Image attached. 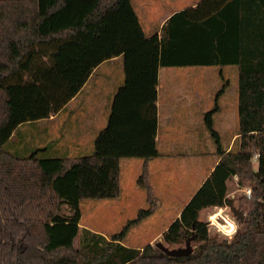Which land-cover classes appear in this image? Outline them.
Listing matches in <instances>:
<instances>
[{
    "label": "trees",
    "instance_id": "1",
    "mask_svg": "<svg viewBox=\"0 0 264 264\" xmlns=\"http://www.w3.org/2000/svg\"><path fill=\"white\" fill-rule=\"evenodd\" d=\"M127 1L0 0V264H264V0H197L126 47L124 60L148 56L117 88L89 152L53 156L41 153L45 147L20 148L13 137L21 125H35L31 119L5 138L4 128L20 115L11 90L38 86L52 114L65 109L79 89L75 69L90 65L96 32L103 30L108 15H117L124 38ZM156 57L159 66L237 67V135L227 148L214 127L218 97L229 85L225 77L202 116L218 161L161 232L168 248L185 247L189 240L191 251L183 255H168L156 243L123 242L129 229L156 207L145 163L136 183L144 189L146 207L107 234L79 225L81 199L113 198L121 191L120 156L128 151L103 150L104 136L128 135L157 121L156 103L146 99L137 123L120 129L113 125L118 98ZM43 112L39 107L35 114ZM233 176L238 186H250L249 196L228 195ZM224 205L240 212L230 241L211 233L200 217L203 209Z\"/></svg>",
    "mask_w": 264,
    "mask_h": 264
},
{
    "label": "rangeland",
    "instance_id": "2",
    "mask_svg": "<svg viewBox=\"0 0 264 264\" xmlns=\"http://www.w3.org/2000/svg\"><path fill=\"white\" fill-rule=\"evenodd\" d=\"M187 1L190 0H128L124 10L127 14L131 15V23L137 24V26H139L137 31L139 30L140 32L145 29H159V23L162 18L172 9L178 8ZM111 15V18L117 21V33L119 35L120 21L116 14ZM134 15L136 16L134 17ZM113 33L114 31L110 27V15H108L103 30L99 34L96 32V42L93 53L92 55H88L89 61H94L95 59H110V36H113ZM84 42L88 43L89 41L86 38ZM178 68L191 71L195 76L197 71H203V76H198L199 81L205 82L203 88H210V91H212V100L222 84V75H225L229 79L226 93H228L230 97L237 93V67L234 64L229 66L186 65L178 66ZM165 69L170 70L171 68L166 66ZM82 70H85V67H77L75 69L79 85V89L76 92L77 95L75 94L74 100L67 105L61 114L54 120L53 124L50 125V127L52 126L51 129H54L55 132H57V128L59 127L60 130H65L66 133H60L59 131V133L57 132V136L51 134L47 135L45 132H41V128L44 125L43 122H39L35 125L23 124L19 127L18 133L13 137V140L20 148L31 149L45 147L41 153L53 156L81 154L89 152L92 149L93 138L98 130L106 124L109 112H111L114 93L122 84L124 78H120L118 74L114 77H110V63L101 64L95 74L90 76L92 78H89V80L88 78L85 80L84 72H82V74L80 73ZM163 78H165V75L162 76L161 79L163 88L160 94L161 126H168L173 122L172 120H174V122L179 120L180 124L177 125L173 122L169 126L172 129L182 130L176 131L178 133L177 137L184 134L181 140H185L184 142L186 144L184 142L174 141L172 143V148L169 149L172 154L170 157L165 158L164 166L155 174L152 172L150 175V182L152 185L156 186V190L155 188L153 189L156 196H158V204L154 212L129 229L123 239V242L127 245L141 246L149 242H162L160 237L161 230L171 222L176 214L175 212H177V209L181 206V202L187 198L188 192L190 191L189 186L193 184V179L195 177L194 170H192L193 164L191 162V159L195 155L193 154L194 149L190 147L192 144H188L191 139V134H200L201 137L207 136L212 143L213 150L215 149L212 139L204 128L202 117H199V120L203 127H199L198 124H195L193 119L189 120L188 118L186 119L180 116L179 119L171 117L169 112L172 111L174 107L169 106L172 101L168 98L176 96H168V94L178 85L165 84L164 81L166 79ZM137 81L138 80L133 81L129 85L128 90L122 93L120 100H125L129 103L133 98L140 96L141 90L139 89L138 91ZM223 96L224 95L220 97L219 102L222 100ZM11 100L16 102V108L20 111V115L16 116L13 121L4 128L3 133L5 138L10 137L14 128L21 124L22 121H28L29 119H42L41 121H44L43 119L50 112L48 110V103L38 86L26 88L19 87L11 90ZM178 103L182 104L181 102ZM39 107H41L43 111L45 110L43 115L35 114L36 109ZM119 108V103H117L115 110ZM224 112H226V110H222L215 115L214 127L220 133L222 142L226 143L230 135V128L232 130L233 125L231 126V123H234L236 127L237 117L235 116L236 114L234 117H224ZM226 121L228 125H226ZM120 123H122V125H129L130 121L128 119L125 121L121 120ZM113 124L116 126L119 125L117 116L114 117ZM62 125H64V127H61ZM175 125H177L178 128ZM59 135L63 136L64 139L62 138V140L56 142L61 138ZM118 140L120 141L121 139L118 138ZM49 141L51 144L50 150H48L50 147L47 149L45 145ZM122 143L123 141L117 143L119 147L114 149L119 153H127L128 149L124 148L126 143L124 146ZM204 143L201 142V148L199 149L202 153L199 154V156L203 163L209 161L212 157V155L207 152L211 143H209V145L208 141L206 144ZM102 147L103 150L110 151V132L109 135L104 136ZM203 147L205 148L206 154L203 152ZM125 156L127 155H121L122 159L120 162V195L113 198L81 199L80 208L82 214L79 221L80 226H86L107 234L119 230L127 219L136 215L139 208L147 206L144 189L136 183V177L140 171V165L137 166L136 170V163L138 160L131 164V168H128L126 166V161L128 162L129 160ZM245 186H238L237 178L233 176L228 181V195L231 196V193H233L232 196L239 195L242 193L243 187ZM235 206L237 207V201H235ZM234 209L226 205L213 206L203 209L200 212V217L207 221L211 233L219 234L214 228L210 229L209 217L216 215V213H220L219 216H216V222L218 224L221 223L220 225H224L225 217L234 220L237 224V216ZM76 241L77 240L74 239V243H76ZM185 247H189V240L185 242Z\"/></svg>",
    "mask_w": 264,
    "mask_h": 264
},
{
    "label": "crops",
    "instance_id": "3",
    "mask_svg": "<svg viewBox=\"0 0 264 264\" xmlns=\"http://www.w3.org/2000/svg\"><path fill=\"white\" fill-rule=\"evenodd\" d=\"M196 1L197 0H190L184 4H181V6H179L178 8L172 9L162 18V20L159 23V28L162 22L165 20V18L169 14H171L173 11H176V10H179L185 7L193 6L196 4ZM125 4L122 7V17H123L124 22L129 26V31L127 30L126 32L127 34H125L124 38L120 37V34L118 35L117 33V21L115 19H112L111 18L112 15H110V27L114 31L113 36H110V59L109 58L104 59V60L95 59L94 60L95 62L90 61L91 63L90 66H86L85 70L80 71L81 74L82 72H84L85 80L87 78L88 80L89 78H92L90 76L92 74L94 75L97 69L99 68V66L103 63H110V77H114L115 75L118 74L120 75V78L121 77H123L124 79L129 78L130 76H132L135 72H137L140 69L141 64L143 63L145 58L148 56V53H143L134 59L124 60L123 58H121V53L126 47L143 39L145 36L151 34L153 31H156V30L158 31V28L151 29V30L145 29L146 31L141 30L140 32L139 30L137 31V29H139L138 28L139 26H137V24L131 23V15L127 14L124 10ZM135 16L136 15H134V17ZM229 65L231 64L224 65V66H229ZM207 66H211V65H207ZM168 67L171 69L167 70L165 69L166 66H159L157 57L154 58L152 61H150L148 67L143 72L139 73L136 76V78L133 80V81L138 80L137 81L138 91L139 89L141 90L140 96L133 98V100L130 101L129 103H127L125 100H120L122 94L118 98V101L116 102V104L119 103L120 108L115 110L116 112L115 116H117L119 125L117 126L114 124L113 125L115 128L120 129V128H126L129 126H132L135 123H137L138 122L137 112H138L139 105L141 104L142 101L146 99H153L155 101L156 107H157V121L154 123L146 124L142 126L141 128H139L138 130L128 135H118L114 132H110V152L119 153L116 149H114L116 147H119L117 143H119L120 141H123L122 143L123 146L126 143L124 148L128 149L127 150L128 154H126L127 156L125 157L129 160L128 162L126 161V166L128 168H131V164L134 161L138 160L136 163V170H137V166L140 165V171H139L140 173L142 170V166L145 163L148 169L149 182H150V175L152 174V172L155 174L158 170H160L164 166L165 158L171 156L172 152H170L169 149L172 148V143L174 141H177V142L185 141V140H181L182 137H184V134L177 137L178 133L176 131H182V130L172 129L169 126L170 124L174 122V120H172L173 122L170 123L168 126L166 125L163 127L161 126L160 94H161V91L163 90L162 85H161L162 76L165 75V78H163V79H166L164 81L165 84L178 85L174 87L172 92L168 94V96H171V95L176 96L173 98H168L170 101H172L169 106L174 107V109H172V111L169 112L171 117H176L177 119H179V116H180V117H185L186 119L188 118L189 120L193 119L195 124H198L199 127H203L201 126L199 117H202L203 113L212 107L214 103V98H215V95H214L213 100H212L211 98L212 91H210V88L209 89L205 87L203 88V84L205 82L199 81L198 76L202 77L203 71L201 70L197 71V74L195 76L193 75V72L188 71V70L179 69L178 66H168ZM79 68H82V67H79ZM222 76H221V79L226 77L225 75H222ZM236 87H237V75H236ZM227 88L218 97L217 103H218L219 109L215 113V115H217L222 110H226V112H224L225 114L223 115L224 117H229V116L234 117L235 114H236L235 116L237 117V93L234 96L230 97L228 93H226ZM76 95H74V97L67 103V105L72 100H74ZM222 95L224 96L222 100L219 102L220 97ZM178 102H181L182 104ZM63 110L64 109H62L57 114H52L51 112H49L47 116H45V118L43 119L44 121H41L42 119H35L34 120L36 122L35 124H38L39 122H43L44 125L41 128V132H45L47 135L51 134V135L57 136L59 131L60 133L61 132L66 133L65 130H62V129L60 130L59 127L57 128L58 133L55 132L54 129H51L52 126L50 127V125L53 124L54 120L57 118V116L61 114ZM127 119L130 121L129 125H124V124L122 125V123H125V122L120 123L121 120L125 121ZM174 123L177 125L180 124L179 120H177V122H174ZM177 125L175 126L177 127ZM226 125H228L227 121H226ZM231 126H232V130L230 128V135L228 139L226 140V143H223V145L227 148L231 145L232 141L237 135L236 133L237 124L235 127L234 123H231ZM61 127H64V125H62ZM166 131L168 135L166 134ZM60 137L61 138L56 142H59L60 140H62V138L64 139L63 136H60ZM118 138H120L121 140L119 141ZM207 141L209 145L211 141L209 140L207 136L201 137L200 134H193V135L191 134V139L188 144H192L190 147L194 149L193 154L195 155L191 159V162L193 164L192 170H194L195 177L193 179V184L189 186L190 191L188 192L187 198L181 202V206L177 209V212H175L176 214L174 217L178 215L180 209L188 201L191 195L197 190V188L204 181V179L208 176L209 172L212 170L213 166L218 161V156L214 152L213 146L211 143V145H209L207 152L211 154L212 157L210 158L209 161H205V163L201 162V157L199 156V154H202L199 151V149L201 148L200 144L201 142L206 144ZM45 145H46V148L48 149L51 146L50 141L47 142ZM50 149L51 147L48 150ZM203 150H204L203 151L204 154H206L205 148ZM146 155H150V157H148V159H145L144 156ZM121 159L122 158L120 156V162H121ZM120 178H121V167H120ZM120 184H121V181H120ZM150 184L152 186V189L156 187L152 185L151 182ZM153 192H154V189H153ZM154 195L157 199L156 201V206H157L158 196H156L155 192H154ZM232 195L233 193H231V196ZM160 236H161V233H160Z\"/></svg>",
    "mask_w": 264,
    "mask_h": 264
},
{
    "label": "clouds",
    "instance_id": "4",
    "mask_svg": "<svg viewBox=\"0 0 264 264\" xmlns=\"http://www.w3.org/2000/svg\"><path fill=\"white\" fill-rule=\"evenodd\" d=\"M248 195L251 194V190L247 191ZM220 213H216V215L209 217L210 221V229L214 228L216 232H218L223 238L228 239L229 241L235 235L238 230V225L235 223L234 220L225 217L224 218V225H220L216 222V216H219Z\"/></svg>",
    "mask_w": 264,
    "mask_h": 264
},
{
    "label": "water",
    "instance_id": "5",
    "mask_svg": "<svg viewBox=\"0 0 264 264\" xmlns=\"http://www.w3.org/2000/svg\"><path fill=\"white\" fill-rule=\"evenodd\" d=\"M235 213H240L234 209ZM166 254L168 255H183L187 254L191 251L190 246L188 248L186 247H176V248H168L166 247L161 241L155 242Z\"/></svg>",
    "mask_w": 264,
    "mask_h": 264
},
{
    "label": "built area",
    "instance_id": "6",
    "mask_svg": "<svg viewBox=\"0 0 264 264\" xmlns=\"http://www.w3.org/2000/svg\"><path fill=\"white\" fill-rule=\"evenodd\" d=\"M256 156H257V154H256L254 157L256 158ZM249 189L251 190V188H250L249 186H245V187H243L242 192H243L246 196H249L248 194H246L247 191H248Z\"/></svg>",
    "mask_w": 264,
    "mask_h": 264
},
{
    "label": "bare ground",
    "instance_id": "7",
    "mask_svg": "<svg viewBox=\"0 0 264 264\" xmlns=\"http://www.w3.org/2000/svg\"><path fill=\"white\" fill-rule=\"evenodd\" d=\"M221 224V223H220Z\"/></svg>",
    "mask_w": 264,
    "mask_h": 264
}]
</instances>
